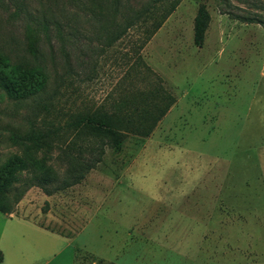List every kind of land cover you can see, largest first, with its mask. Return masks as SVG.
<instances>
[{"label":"rangeland","instance_id":"374dc122","mask_svg":"<svg viewBox=\"0 0 264 264\" xmlns=\"http://www.w3.org/2000/svg\"><path fill=\"white\" fill-rule=\"evenodd\" d=\"M98 1L109 5L0 0V47L47 80L38 99L2 96L0 164L22 151L10 135L31 125L64 137L44 160L48 182L21 185L0 213V264H264V26L254 21L264 22V0H178L145 43L175 0H120L121 25L152 12L108 47L90 11ZM201 5L210 21L198 46ZM158 85L174 102L148 137L61 132Z\"/></svg>","mask_w":264,"mask_h":264},{"label":"trees","instance_id":"16d2710c","mask_svg":"<svg viewBox=\"0 0 264 264\" xmlns=\"http://www.w3.org/2000/svg\"><path fill=\"white\" fill-rule=\"evenodd\" d=\"M159 1L161 0H157L155 4ZM98 2L92 4L90 11L99 12L98 17H95L99 19L96 20L99 22V29L104 30L107 34L105 40L107 47L123 37L131 27H138L146 23L148 19L146 14L152 12L150 8H145L141 13H136L132 17L123 19V24L121 25L115 19L116 14L123 8L120 0H109V5L105 1ZM103 2L106 3V9L101 10ZM177 3L178 0L171 2L168 7L161 11L158 18L155 17L153 19L149 26L150 28L146 30L144 43L162 25ZM104 11L110 12L111 17L105 18L103 16ZM209 21L210 17L205 6H199L193 22L194 42L198 46L203 42ZM254 21L264 26L262 20ZM29 48H31V45ZM146 71L149 72L150 70L146 68ZM46 84V75L41 67L37 65L12 64L0 47V101L3 95L18 102L38 99L41 96L40 94L45 92ZM144 96L145 94L142 95L140 102L135 100V96L122 99L120 104L117 102L114 105L115 111L113 112H108L103 107L88 112L84 111L78 114L74 120L67 122L61 132L63 131L67 134L72 131L76 135L93 134L103 136L114 144L121 143L128 135L148 137L157 123L167 113L174 99L161 85L150 91L145 98ZM138 104L141 105L138 106ZM45 126L40 128L36 125H31L29 130L23 135H10L9 140L12 145L21 148L22 151L20 154L10 155L0 164L1 214H10L22 199L25 190L20 188L21 185L28 187L27 183L29 181H33L36 184H46L48 182L46 177H48L49 171L44 166V160L50 157L53 148L64 137L60 133L58 134L60 129L52 124ZM39 153L42 154V158L36 157ZM24 173L32 175L30 180L27 181L21 178ZM80 180L81 177L76 176L74 183H79ZM45 192L46 195H50L47 190Z\"/></svg>","mask_w":264,"mask_h":264}]
</instances>
